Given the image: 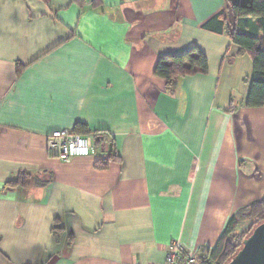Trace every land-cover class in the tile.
Listing matches in <instances>:
<instances>
[{
    "label": "crops",
    "instance_id": "1",
    "mask_svg": "<svg viewBox=\"0 0 264 264\" xmlns=\"http://www.w3.org/2000/svg\"><path fill=\"white\" fill-rule=\"evenodd\" d=\"M91 1L0 0V264H164L264 200L252 58L204 29L226 0ZM194 47L209 73L168 93L160 58ZM63 130L95 153L51 156Z\"/></svg>",
    "mask_w": 264,
    "mask_h": 264
},
{
    "label": "trees",
    "instance_id": "2",
    "mask_svg": "<svg viewBox=\"0 0 264 264\" xmlns=\"http://www.w3.org/2000/svg\"><path fill=\"white\" fill-rule=\"evenodd\" d=\"M226 3V12L208 22L204 29L220 35L226 34L241 48L242 54H248L252 58L254 74L251 82L246 80L251 84L246 106L253 109L264 108V0H226ZM90 5L100 7L102 1L92 0ZM208 73V59L197 47L180 55L162 56L155 70V75L166 81L168 93L175 91L179 79ZM77 128L82 130L85 126L80 125ZM81 130H78V134L84 133ZM38 181V178L22 174L8 186L26 187L31 183L40 185ZM246 221H254L258 223L257 226L264 223V200L236 214L218 246L210 251L212 264H228L242 249L244 241L254 231L243 239L238 237L237 231ZM59 231L54 228V235Z\"/></svg>",
    "mask_w": 264,
    "mask_h": 264
},
{
    "label": "built area",
    "instance_id": "3",
    "mask_svg": "<svg viewBox=\"0 0 264 264\" xmlns=\"http://www.w3.org/2000/svg\"><path fill=\"white\" fill-rule=\"evenodd\" d=\"M48 152L63 163H70L76 158L90 157L95 153V147L89 137L63 130L48 137ZM166 250L164 264H212L209 249L190 255L181 243L172 242Z\"/></svg>",
    "mask_w": 264,
    "mask_h": 264
},
{
    "label": "water",
    "instance_id": "4",
    "mask_svg": "<svg viewBox=\"0 0 264 264\" xmlns=\"http://www.w3.org/2000/svg\"><path fill=\"white\" fill-rule=\"evenodd\" d=\"M228 264H264V223L254 229Z\"/></svg>",
    "mask_w": 264,
    "mask_h": 264
},
{
    "label": "rangeland",
    "instance_id": "5",
    "mask_svg": "<svg viewBox=\"0 0 264 264\" xmlns=\"http://www.w3.org/2000/svg\"><path fill=\"white\" fill-rule=\"evenodd\" d=\"M257 224L258 223L254 221H246L242 223L237 231L238 237L241 239L245 236L247 237L256 228Z\"/></svg>",
    "mask_w": 264,
    "mask_h": 264
}]
</instances>
